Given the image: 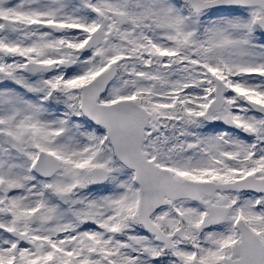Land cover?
Returning <instances> with one entry per match:
<instances>
[{
  "label": "snow or ice",
  "instance_id": "snow-or-ice-1",
  "mask_svg": "<svg viewBox=\"0 0 264 264\" xmlns=\"http://www.w3.org/2000/svg\"><path fill=\"white\" fill-rule=\"evenodd\" d=\"M0 264H264V0H0Z\"/></svg>",
  "mask_w": 264,
  "mask_h": 264
}]
</instances>
